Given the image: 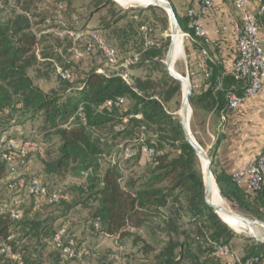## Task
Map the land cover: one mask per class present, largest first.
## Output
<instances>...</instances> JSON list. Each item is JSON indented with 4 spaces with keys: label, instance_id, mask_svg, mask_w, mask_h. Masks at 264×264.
<instances>
[{
    "label": "trees",
    "instance_id": "obj_1",
    "mask_svg": "<svg viewBox=\"0 0 264 264\" xmlns=\"http://www.w3.org/2000/svg\"><path fill=\"white\" fill-rule=\"evenodd\" d=\"M48 1L0 0V124L5 128L15 118H40L42 132L52 131L59 141L57 146L48 145L43 151V174L52 181L70 176L84 178V182L59 206L33 199L29 209L20 211L19 221L0 214V237L4 239L17 226L22 237L35 238L37 243L47 237L51 240L57 232L52 228L55 219L67 218L81 206L89 214L84 232L117 237L120 242L131 239L135 246L141 244L142 264H228L215 256V246H227L232 253L229 240L235 235L205 202L199 159L186 141L180 119L167 108L173 101L181 106L182 90L163 63L169 44L160 45L154 38L158 22L168 25L165 12L155 6L123 9L112 0H89L80 10L72 9L73 0H52L54 14L57 4L62 3L61 12L75 18L73 24L87 14L90 21L98 16L94 27L83 31L99 35L115 52L117 66L137 55V62L129 67L146 74L131 75L130 82H126L118 74L109 76L93 70L74 79L73 72L64 67L70 78L59 77V92L45 93L33 85L28 71L37 64L38 39L31 30L32 19L46 10ZM262 5L263 10L256 7L255 13L261 30L264 0ZM174 13L181 33L193 39L186 18H180L175 10ZM142 28L148 31L150 45L145 43ZM196 41L204 47V40ZM203 70L208 75V89L192 92V118L198 116V110L219 115L228 109L229 93L242 95L244 91L243 83L223 74L220 63L207 61ZM157 73L161 75L157 77ZM117 99L125 101L122 108L105 107L107 101ZM36 135L41 147L40 135ZM145 147L153 149L152 156L145 155ZM126 149L133 153L130 159H124ZM213 163L211 172L222 199L234 211L264 224V191L249 194ZM3 174L0 162V180ZM41 204L58 214L46 215ZM68 225L63 221L59 226L65 230L63 240L73 239L77 252L78 244H84L81 252L91 255L85 237L77 243ZM131 230L145 231L148 240H141ZM22 248L30 264L76 260H66L55 247L59 256L52 259ZM245 252L237 257L242 264L253 258L258 259L255 264H264V244L254 241Z\"/></svg>",
    "mask_w": 264,
    "mask_h": 264
},
{
    "label": "rangeland",
    "instance_id": "obj_2",
    "mask_svg": "<svg viewBox=\"0 0 264 264\" xmlns=\"http://www.w3.org/2000/svg\"><path fill=\"white\" fill-rule=\"evenodd\" d=\"M52 0H49L46 3V10L43 13L39 14L38 17L32 19V32L36 35L38 39V45L36 46L35 53L37 56V64L35 67L31 68L28 71V76L31 79L34 86H37L45 93L50 92H59L62 81L59 79L58 71L64 70V67L69 68L73 72L74 79L81 77L82 75H86L89 72L96 70L97 73H103L105 75H122L123 73H127L128 79L127 82H130L131 75H145L146 72L144 70H131L129 68H125L122 65H114L108 63L105 56L99 51H94L91 53H86L84 49V44L86 42V35L90 30L83 31L84 29H92L94 25L97 23L98 16H94L93 20L90 21L88 19V14L81 21L78 20L77 24H73V19L70 18L68 12H61L59 15L54 14V10L52 8ZM168 3L175 0H164ZM114 2V1H113ZM89 0H73L72 9H82L86 8ZM115 3L123 8V9H145L147 7L141 6H132L128 8H124L120 6L116 1ZM158 15H161L160 12H157ZM168 17L167 13L165 12ZM85 15V14H84ZM5 17H8V13L5 14ZM155 26V25H154ZM81 34V37L78 38V35ZM154 38L160 43V45H164L165 43H170V23L168 22L167 26H164L163 23L158 22L155 26ZM182 39V55L173 63V68L175 69V74H178L182 77H186L187 73L195 74L196 70V61L193 62L190 56V47L191 43L188 42L185 37H181ZM44 57H47L44 59ZM183 58V59H182ZM165 61V60H164ZM163 61V63H164ZM99 73V74H100ZM193 74V75H194ZM157 77L160 76V73L156 74ZM189 84L192 85V76H189ZM75 87H79V84L73 85ZM192 89V86H191ZM193 92V89H192ZM183 94V93H182ZM178 100V99H176ZM182 101V95H181ZM180 107L174 104V101L168 105L169 112L176 118L180 119ZM198 116L189 119V127H190V135L193 140L197 143V141L202 145V149L207 153L209 157L213 155V151L211 149L205 148L206 136L203 134L199 126ZM10 135L14 138H27L30 136L32 132L40 135L41 138V152L36 153L32 157H30L28 164H26L25 168L21 170V180L26 184L29 181H37L39 183L47 185L51 190L60 189L65 193V196L70 198V195L75 192V190L81 187L84 182V178H74L67 177L63 180H55L52 181L50 178L46 177L43 174V166L41 163V159H44L43 151L48 149V145L59 144L58 138L52 131H43V123L40 118L34 119H17L15 118L9 125L4 128ZM198 144V143H197ZM199 145V144H198ZM129 150V149H128ZM146 157V156H143ZM213 157V156H212ZM108 162V157L104 160L103 168H106ZM201 170H203L201 162H200ZM21 201L19 205H14L13 201ZM226 207L230 208V205L227 201H225ZM33 199H24L20 194H16L13 192H8L6 190L5 185L0 182V207L12 205L19 211H24L29 209ZM42 205V211H46L45 214L57 215V212H53L52 207L46 206L44 208V204ZM234 211L233 209H231ZM237 214L245 216L237 211H234ZM246 217V216H245ZM89 219V214L86 210H83L81 206H77L70 213L67 218L55 219L52 224V228L56 231L59 229L60 224L65 221L68 223L69 234L73 233V237L76 242L79 243L80 240L84 238L86 245L91 249V255H84L82 249H84V244H78V250L80 251V256L73 262H66V264H103V263H111V264H142L144 259L141 251V244L135 246L132 244L131 239H126L123 242L117 237H108L99 233H90V231L84 232V228L88 226L87 221ZM227 225V224H226ZM228 226V225H227ZM64 228V227H63ZM232 230V229H231ZM131 232L135 233L137 237L141 240L147 241L148 236L143 230H131ZM235 236H232L229 240V245L232 249V256L238 257L243 256L248 248L252 246L256 241L251 238L246 233H237L232 230ZM11 233L14 234L15 245L25 246L29 252L39 253L44 257H50L51 259L55 256L58 258V253L56 252L54 245L51 243V240L47 237L41 239L40 243H37L35 238H26L22 237L21 230L14 226L11 229ZM0 237V244L2 242ZM87 250V248H85ZM32 253V254H33ZM31 254V255H32ZM34 257L33 255L31 256ZM232 257L223 260L222 263L226 261H230ZM3 264H10L8 262H4Z\"/></svg>",
    "mask_w": 264,
    "mask_h": 264
},
{
    "label": "built area",
    "instance_id": "obj_3",
    "mask_svg": "<svg viewBox=\"0 0 264 264\" xmlns=\"http://www.w3.org/2000/svg\"><path fill=\"white\" fill-rule=\"evenodd\" d=\"M263 0H230L235 11L240 14V22L233 24L234 39L236 43V58L224 66L223 74L232 77L235 81H239L244 85L242 95L229 93L227 96V108L237 110L241 107L244 100L248 97L259 96L264 100V29L259 28L256 14L253 6L263 10ZM200 10L204 13H219L222 11L221 4L218 0H199ZM1 7V3H0ZM63 4H57L56 14L62 11ZM185 18L187 26L193 31L194 38L205 41L206 34L198 21L197 13L193 9H187ZM144 40L146 44H151L147 39V29L142 28ZM185 39H189L187 34L181 35ZM81 34L78 35V38ZM84 44L85 52L91 53L99 51L107 59L108 63L117 65L115 52L103 43L99 35L95 32H88ZM191 39V38H190ZM138 56L127 59L122 66L128 68L137 62ZM207 61H210L206 49L201 48L199 58L196 61V68L203 70ZM100 73V71H99ZM193 72L187 73L186 79L193 76ZM206 75V74H205ZM58 76L63 80L70 78L67 70H59ZM127 82L128 75L123 73L120 75ZM208 77V75H206ZM189 82V81H188ZM125 105L123 99L107 101V108H122ZM139 116H137L138 118ZM121 129L117 128V131ZM41 147L38 142V136L32 132L27 138H14L0 124V162L4 168V174L0 182H2L8 192L20 194L24 199H41L51 206H59L65 199L62 190L49 191L48 188L37 181H29L26 184L21 180V170L26 166V160L40 151ZM143 152L147 156H152L154 151L151 148H143ZM133 153L126 149L124 151V159H130ZM111 163L113 161L111 160ZM234 182L249 194H256L264 191V147L251 156L249 163L238 172L232 175ZM14 205H19L21 201H13ZM0 214L9 215L14 221L20 220V211L12 205L0 207ZM65 230L58 229L51 238V243L66 260H75L80 253L75 249V242L69 239L63 240ZM44 239V238H43ZM45 240V239H44ZM215 256L221 260L232 257L228 264H242L239 258L232 256L227 246H215ZM8 262L10 264H30L26 260V252L22 246H16L14 234H9L2 239L0 244V264ZM257 258L248 260L246 264H255ZM111 264V263H104Z\"/></svg>",
    "mask_w": 264,
    "mask_h": 264
},
{
    "label": "crops",
    "instance_id": "obj_4",
    "mask_svg": "<svg viewBox=\"0 0 264 264\" xmlns=\"http://www.w3.org/2000/svg\"><path fill=\"white\" fill-rule=\"evenodd\" d=\"M218 1L222 7L219 13L202 12L199 0L170 2L180 18H185L187 9L195 10L206 34L204 47L196 38L186 39L191 43L189 51L193 62L199 58L201 48L206 49L212 63L225 66L236 58L233 24L240 22V14L233 9L230 0ZM252 8L258 13L256 6ZM205 74V70L196 68L192 76L193 92L201 93L208 89ZM198 117L197 125L207 139L205 148L213 151V164L228 175L243 169L251 156L264 147V100L259 96L248 97L239 109H227L219 115L198 110Z\"/></svg>",
    "mask_w": 264,
    "mask_h": 264
},
{
    "label": "water",
    "instance_id": "obj_5",
    "mask_svg": "<svg viewBox=\"0 0 264 264\" xmlns=\"http://www.w3.org/2000/svg\"><path fill=\"white\" fill-rule=\"evenodd\" d=\"M115 2V0H112ZM151 4L148 6H155L158 7L160 9H162L164 12L167 13L168 18H169V23H170V32H171V39H170V43L166 52V56H165V61H164V65L167 69V72L170 76H172L174 79H176L180 84H181V90H182V101H181V107H180V121H181V126H182V130L184 132V135L186 137V141L187 143L190 145V147L192 148V150L195 152L197 158L199 159V162H201V159L205 160V167L202 170V176H203V182H204V199L205 202L207 203V205H209L216 213V215L219 217L218 213L222 212L224 215L232 217L233 219L239 221L240 223L248 226L249 228H251L253 230V232L255 233L254 236H250L251 238L255 239L256 241H258L261 244H264V237L261 236L259 234L258 228L259 227H264V224L242 216L240 214L235 213L234 211H232L230 208L228 207H221V206H216V205H212L211 203H209L208 201V197L211 193V179L214 181V184L216 186V182L215 179L212 175L211 172V166H212V162H213V157H209L207 155V153L193 140V138L190 135V127H189V117H191V107L189 104V98L192 96V89L191 86L189 84V82L187 81V79L185 77H182L178 74H173L171 71L170 66L173 64V52H174V48H175V41H176V36L182 35L180 29H179V25H178V21L176 18V15L174 13L173 7L171 6L170 3L164 1V0H150ZM146 6V7H148ZM217 187V186H216ZM220 218V217H219Z\"/></svg>",
    "mask_w": 264,
    "mask_h": 264
},
{
    "label": "bare ground",
    "instance_id": "obj_6",
    "mask_svg": "<svg viewBox=\"0 0 264 264\" xmlns=\"http://www.w3.org/2000/svg\"><path fill=\"white\" fill-rule=\"evenodd\" d=\"M120 6L124 7V8H128V7H134L136 6H141V7H146L148 5L151 4L150 0H115ZM181 35H177L176 36V41H175V48H174V52H173V63L181 57L182 55V39H181ZM170 38H171V32H170ZM183 59V58H182ZM171 71L173 74H175V69L173 68V64L170 66ZM176 75V74H175ZM181 118V117H180ZM190 119V117H189ZM181 120V119H180ZM201 165L202 168L204 169L205 167V160L201 159ZM211 186H212V190L211 193L209 195V197L207 198L209 203H211L212 205H216V206H221V207H226L225 202L223 201L222 197L219 194V191L217 189V187L214 184V181L211 179ZM221 221L225 224L228 225L229 228H231L232 230H234L237 233H246L249 236H254L255 233L253 232V230L251 228H249L248 226L240 223L239 221L233 219L232 217L226 216L224 215L222 212L218 213ZM259 234L261 236L264 237V227H259L258 228Z\"/></svg>",
    "mask_w": 264,
    "mask_h": 264
}]
</instances>
